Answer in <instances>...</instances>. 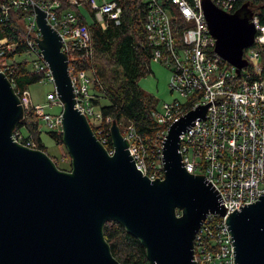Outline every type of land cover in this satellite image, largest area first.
<instances>
[{
    "label": "water",
    "instance_id": "water-1",
    "mask_svg": "<svg viewBox=\"0 0 264 264\" xmlns=\"http://www.w3.org/2000/svg\"><path fill=\"white\" fill-rule=\"evenodd\" d=\"M216 52L237 67L247 66L244 51L255 42L256 27L247 5L234 13L202 0ZM42 39L63 109V142L72 170L56 166L39 149L15 141L25 124V108L0 69V264H122L104 236L108 220L120 222L146 247L151 264H198L195 237L209 214L226 215L224 199L205 175L184 166L180 136L206 119L212 101L182 115L164 140L165 178L150 180L137 168L129 141L111 125L114 153L99 141L76 106L62 37L36 6ZM231 212L226 224L235 264H264V193Z\"/></svg>",
    "mask_w": 264,
    "mask_h": 264
},
{
    "label": "built area",
    "instance_id": "built-area-1",
    "mask_svg": "<svg viewBox=\"0 0 264 264\" xmlns=\"http://www.w3.org/2000/svg\"><path fill=\"white\" fill-rule=\"evenodd\" d=\"M213 1L224 11L235 12L236 0ZM146 2L149 9L144 28L153 61L170 70L171 91L183 99L165 103L162 110L152 112L158 124L164 126L156 136L142 138L132 125L127 126L123 134L129 141L137 168L150 180L157 177L162 180L165 178L163 144L169 128L199 104L212 101L206 119L195 120L194 126L180 136L185 168L189 173L205 175L227 207L224 216L209 214L197 232L195 259L198 264H235L234 244L226 220L236 208L259 200V195L264 193V24L257 13L252 14L255 42L245 49L247 66L238 73L237 67L216 52V39L209 29L202 0ZM81 5L88 8L94 21L104 29L109 24L120 26L123 22L124 6L120 0H0V24L10 21L17 11L28 12L24 21L18 19L24 23L21 41L27 44L28 51L9 57L20 42L9 44L7 38H0V69L5 74L13 72L14 63L23 62L18 61V56L35 54L32 71L54 81L52 70L35 40L42 39L36 6L41 8L47 13L48 24L62 37V51L68 56L76 106L89 122L91 117L99 124L103 115L93 101L94 77L80 66L82 60L91 58L94 52L90 27L80 23L81 18L87 20L80 11ZM19 97L25 112L34 111L40 117V127L63 133L64 105L57 89L48 94L50 105L62 107L54 116L42 114L43 107L33 104L29 90ZM106 121L111 122V118ZM12 136L27 148L39 149L22 129L16 127ZM99 141L104 145L106 138ZM113 153L114 149L110 154Z\"/></svg>",
    "mask_w": 264,
    "mask_h": 264
},
{
    "label": "trees",
    "instance_id": "trees-1",
    "mask_svg": "<svg viewBox=\"0 0 264 264\" xmlns=\"http://www.w3.org/2000/svg\"><path fill=\"white\" fill-rule=\"evenodd\" d=\"M120 1L124 6L123 22L120 26L109 24L104 29L95 21L90 24L84 18L80 20L81 25L90 27L94 51L93 56L83 59L80 66L88 69L94 77L93 101L103 115L99 124L93 121H90V124L101 141L102 138H106L104 145L109 152L114 149L110 133L114 122L119 125L122 133H125V127L134 126L142 138L154 137L164 128L152 116V112L158 109V103L153 96H147L138 83L143 76L151 72V61H153L152 49L148 45L144 28L149 9L148 2ZM236 1L235 12L247 5L252 14L257 13L260 16L261 23L264 24V0ZM27 13L17 11L10 21L0 24L1 39L7 38L9 44L20 42L15 51L8 54L9 57L28 51L27 44L21 41L24 37V23L18 21V19L24 21ZM6 74L19 95L28 90L29 85L45 79L44 74L32 71L25 61L15 62L14 71ZM102 99L107 100L108 103L103 104ZM109 117L111 122L106 121ZM25 118V124H18L17 128L22 129L29 138H32L37 148L46 152V146L42 141L44 126L40 127V117L34 111L27 110ZM47 132L58 144L65 145L62 132L52 130ZM54 162L58 167L59 162L55 158ZM103 231L113 256L119 262L151 264L146 247L139 239L128 233L120 222L108 220Z\"/></svg>",
    "mask_w": 264,
    "mask_h": 264
},
{
    "label": "rangeland",
    "instance_id": "rangeland-1",
    "mask_svg": "<svg viewBox=\"0 0 264 264\" xmlns=\"http://www.w3.org/2000/svg\"><path fill=\"white\" fill-rule=\"evenodd\" d=\"M100 2V0H99ZM82 11L87 18V22L92 24L94 18L88 8L84 5L80 6ZM18 61L27 60L28 67L32 70L33 61L36 59L35 54H23L17 57ZM170 70L163 64L155 61H151V72L143 76L139 81V85L147 96H153L158 108L162 110L165 103H173L175 99H183L178 93L172 92L170 88ZM28 90L35 106L43 107L41 110L42 114L56 115L62 111V107L59 104L50 105L48 101V94L56 91V84L54 81L49 79H43L40 82L34 83L28 86ZM103 104H107V100H101ZM90 118L93 121L94 118ZM42 121V120H41ZM43 123V122H42ZM97 123V122H96ZM44 125V124H43ZM44 132L42 134V141L47 149V154L51 158H55L59 162V169L65 171L72 170V158L68 152V149L63 144H58L49 134V131L45 126L43 127ZM126 129V127H125Z\"/></svg>",
    "mask_w": 264,
    "mask_h": 264
}]
</instances>
